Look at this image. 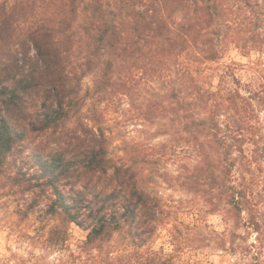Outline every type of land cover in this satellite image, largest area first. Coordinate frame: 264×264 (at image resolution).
<instances>
[{"label":"clouds","instance_id":"clouds-1","mask_svg":"<svg viewBox=\"0 0 264 264\" xmlns=\"http://www.w3.org/2000/svg\"><path fill=\"white\" fill-rule=\"evenodd\" d=\"M0 264H264V0H0Z\"/></svg>","mask_w":264,"mask_h":264}]
</instances>
